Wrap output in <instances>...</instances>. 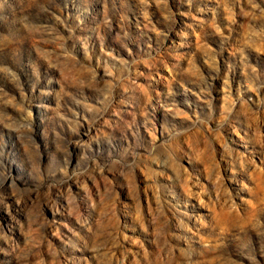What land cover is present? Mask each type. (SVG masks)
Listing matches in <instances>:
<instances>
[{"label": "rangeland", "instance_id": "374dc122", "mask_svg": "<svg viewBox=\"0 0 264 264\" xmlns=\"http://www.w3.org/2000/svg\"><path fill=\"white\" fill-rule=\"evenodd\" d=\"M0 264H264V0H0Z\"/></svg>", "mask_w": 264, "mask_h": 264}]
</instances>
